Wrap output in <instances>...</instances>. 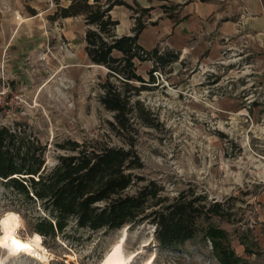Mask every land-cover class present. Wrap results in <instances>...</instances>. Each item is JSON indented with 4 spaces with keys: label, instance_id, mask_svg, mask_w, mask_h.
Instances as JSON below:
<instances>
[{
    "label": "rangeland",
    "instance_id": "1",
    "mask_svg": "<svg viewBox=\"0 0 264 264\" xmlns=\"http://www.w3.org/2000/svg\"><path fill=\"white\" fill-rule=\"evenodd\" d=\"M13 1L0 0V92L8 91L7 101L13 97L10 111L0 107V124L28 123L48 144L45 164L49 168L60 153L55 151V141H81L104 134L111 115L100 105L98 96L106 70L65 69L52 58V72L32 66L29 76L19 70L15 77H8L1 62L7 58L2 51L13 13L9 4L17 6L19 14L23 8L28 13L29 4L37 0ZM38 1V5H47L48 20L55 8L53 1ZM182 1L146 0L148 7L137 3L151 8L139 11V19L159 29L165 19L171 23L177 20ZM124 9L132 19V12ZM20 15L15 17L21 19ZM153 32H143L144 45ZM243 41L247 43L243 47H223L213 61L206 58V51L199 61H177L159 69L153 73L158 87L139 97L159 121L154 128L135 126L136 149L144 164L139 174L161 184L168 199L190 188L206 196V208L219 205L218 214L198 219L193 240L163 247L155 238V227L147 221L113 232H89L70 225L55 238H44L32 233L18 214L7 209L0 188V221H6L0 224V264H102L119 246L124 231L120 247L124 255L135 256L130 264H228L217 251L219 247L233 255L232 264H264V42L254 44L249 36ZM157 47L168 50L159 43ZM151 65H138L137 73L147 79ZM19 100L25 103L22 108ZM111 144L119 142L112 140ZM8 223L14 225L16 242L22 245L25 240L38 239L44 251L33 256L17 243L6 249L2 241Z\"/></svg>",
    "mask_w": 264,
    "mask_h": 264
},
{
    "label": "trees",
    "instance_id": "2",
    "mask_svg": "<svg viewBox=\"0 0 264 264\" xmlns=\"http://www.w3.org/2000/svg\"><path fill=\"white\" fill-rule=\"evenodd\" d=\"M52 1L55 8L48 21L80 18L86 28L90 63L106 70L98 102L111 120L105 122L100 136L55 141V151L60 153L49 168L45 164L48 144L28 123L0 124V188L7 209L44 238L53 239L70 225L89 232H113L147 221L163 247L190 242L198 232V219L218 214L219 205L206 208V196L190 188L172 199L163 196L161 184L139 174L144 164L136 149L135 126H159L157 115L139 97L158 87L153 73L177 62L178 54L159 47L145 50L138 43L147 25L138 12L151 8L139 7L136 0ZM115 7L132 12L134 25L126 35L115 34L119 23L110 14ZM27 11L36 14L33 9ZM145 62L152 64L147 79L137 73L138 65ZM112 140L119 145H112ZM216 249L228 264L233 263L228 249Z\"/></svg>",
    "mask_w": 264,
    "mask_h": 264
},
{
    "label": "crops",
    "instance_id": "3",
    "mask_svg": "<svg viewBox=\"0 0 264 264\" xmlns=\"http://www.w3.org/2000/svg\"><path fill=\"white\" fill-rule=\"evenodd\" d=\"M18 1L21 0L13 2L17 4ZM38 2L28 3L29 8L35 10V15L26 13L24 8L20 15L17 6L12 7L11 2L9 4L13 13L2 51L7 53V58L1 62L7 76L15 77L19 70L29 76L32 66L38 71L48 69L52 72V58L65 69H104L90 63L85 52V27L81 19L67 18L54 22L52 26V22L45 19L47 5H38ZM136 2L148 7L146 0ZM123 10L124 7H115L110 13L119 23L115 30L117 36L128 34L133 27L134 20L129 19L130 15ZM16 15H20L21 19ZM177 16L173 23L165 19L159 29L146 26L139 35L138 43L145 50L162 44L178 54V62H184L189 59L199 61L206 51V58L213 61L223 47L233 50L232 46L236 44L242 47L246 45L245 41H241L247 36L254 44H258L256 41L264 42V0H183ZM150 29L154 32L145 41L148 44L144 45L141 36ZM261 62V69L264 70V60Z\"/></svg>",
    "mask_w": 264,
    "mask_h": 264
},
{
    "label": "bare ground",
    "instance_id": "4",
    "mask_svg": "<svg viewBox=\"0 0 264 264\" xmlns=\"http://www.w3.org/2000/svg\"><path fill=\"white\" fill-rule=\"evenodd\" d=\"M13 231H14L13 223H8L2 241L3 244L5 245V248L8 250L12 249V247L14 246L13 241H15V239L12 236ZM124 238H125V231L123 232V236L119 243V246H116L113 249L112 253L106 257V259L102 264H130L131 262H133L135 256L133 255L126 256L121 251L120 244L123 243ZM22 245L23 247L21 248V250L33 256L35 255L37 256V254L39 253L38 251L40 252L44 251L40 247L38 239L25 240V242ZM42 259H45L44 255L42 256L41 260Z\"/></svg>",
    "mask_w": 264,
    "mask_h": 264
},
{
    "label": "built area",
    "instance_id": "5",
    "mask_svg": "<svg viewBox=\"0 0 264 264\" xmlns=\"http://www.w3.org/2000/svg\"><path fill=\"white\" fill-rule=\"evenodd\" d=\"M7 98H8V91L6 90H3L0 92V107L3 108L4 106H6L7 108V111H10L11 110V106H12V103L11 101L13 100V97H10L7 101ZM15 99H17L18 97L17 96H14ZM20 104V108L23 107L22 104H25L24 101H21L19 100L18 102ZM16 103V104H18ZM20 114H24V113H20Z\"/></svg>",
    "mask_w": 264,
    "mask_h": 264
},
{
    "label": "snow or ice",
    "instance_id": "6",
    "mask_svg": "<svg viewBox=\"0 0 264 264\" xmlns=\"http://www.w3.org/2000/svg\"><path fill=\"white\" fill-rule=\"evenodd\" d=\"M2 223H6V221H0V224H2ZM13 242L14 243H17V246L18 247H23V245H20L19 242H16V241H13Z\"/></svg>",
    "mask_w": 264,
    "mask_h": 264
}]
</instances>
